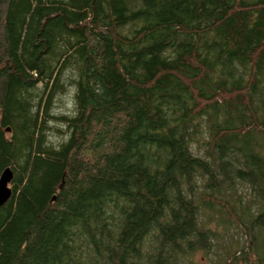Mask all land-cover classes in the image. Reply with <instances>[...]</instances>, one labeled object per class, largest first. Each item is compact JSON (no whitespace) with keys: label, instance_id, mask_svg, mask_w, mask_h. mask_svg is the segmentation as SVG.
<instances>
[{"label":"trees","instance_id":"16d2710c","mask_svg":"<svg viewBox=\"0 0 264 264\" xmlns=\"http://www.w3.org/2000/svg\"><path fill=\"white\" fill-rule=\"evenodd\" d=\"M6 168L0 264H264V0H0Z\"/></svg>","mask_w":264,"mask_h":264},{"label":"rangeland","instance_id":"374dc122","mask_svg":"<svg viewBox=\"0 0 264 264\" xmlns=\"http://www.w3.org/2000/svg\"><path fill=\"white\" fill-rule=\"evenodd\" d=\"M69 107L71 108V104ZM6 136H8V133H6ZM237 191L240 192L239 189ZM245 203L247 205L248 201L246 200ZM250 211L253 213V208L250 209ZM244 213L241 209L239 217L243 218ZM217 214L223 215V212L218 208H215V212L205 210L199 212L198 223L203 227L202 229L204 231H212V236H210L211 240L203 244L205 247L204 249L196 248L193 252L191 251V254L188 253L189 251L180 254V264H220L222 257L223 260H225V258H230L234 251L239 252H236V256H238L236 264H244V260L241 258V251H239L242 247L243 252L249 253L248 262L253 263L255 261V254H253L250 248L247 249L249 240L246 242L245 240L249 236L243 235L244 228L240 225H234L233 222L230 223L228 221L218 220L220 217ZM245 217L246 216H244V218ZM237 236L241 237L237 238ZM227 252L228 254L230 253L229 256L226 255Z\"/></svg>","mask_w":264,"mask_h":264},{"label":"water","instance_id":"95a60500","mask_svg":"<svg viewBox=\"0 0 264 264\" xmlns=\"http://www.w3.org/2000/svg\"><path fill=\"white\" fill-rule=\"evenodd\" d=\"M12 180V171L6 168L0 174V206L4 205L11 197L12 191L10 183Z\"/></svg>","mask_w":264,"mask_h":264}]
</instances>
